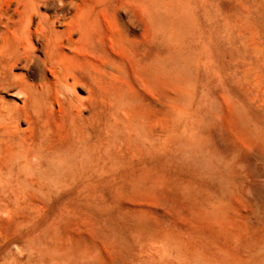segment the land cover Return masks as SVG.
Here are the masks:
<instances>
[{
  "label": "rangeland",
  "instance_id": "obj_1",
  "mask_svg": "<svg viewBox=\"0 0 264 264\" xmlns=\"http://www.w3.org/2000/svg\"><path fill=\"white\" fill-rule=\"evenodd\" d=\"M7 52L0 264H264V0H0Z\"/></svg>",
  "mask_w": 264,
  "mask_h": 264
},
{
  "label": "bare ground",
  "instance_id": "obj_2",
  "mask_svg": "<svg viewBox=\"0 0 264 264\" xmlns=\"http://www.w3.org/2000/svg\"><path fill=\"white\" fill-rule=\"evenodd\" d=\"M30 26H31V21L28 22L27 24V30H28V39L30 43L32 42V33L30 31ZM38 33V38L40 39L41 36L45 39L47 43V51L45 52V58H40L38 57L35 52L29 53L27 55L28 59H31L35 62V64L42 63L44 64L46 62V59H48L51 62V65L53 66L54 64V55L52 52H50V47L51 46H56V35L54 33V30L52 27H47V26H42L40 31ZM35 47L32 46V51H35ZM0 69H1V74L4 78V81L7 84V88H13V87H18L19 93L24 96L25 101L23 102L25 108L29 107L33 113H36V108L39 105V100L36 96V92L32 85L25 83L22 85L17 86L15 83L16 76L12 74L13 70L16 69V64H15V56L12 53H4L2 55V60L0 62ZM45 69V67H44ZM45 71V79L48 81H55L56 84V93L58 96V101L59 104L64 106L66 109L69 110L70 118L72 121L76 118V113L81 114L85 109H87V106L82 103L79 100H76L74 95L76 94V91L78 87L80 86V80L76 77H74L72 82L67 77H61L59 76L56 72L53 70H50L49 73L52 77V80L48 79L47 76V70ZM10 78V79H9ZM23 114V112H22ZM25 117V121L27 120V116L23 114ZM29 124H33L32 121H28ZM70 129H72L73 132H76L77 129L74 128L71 124Z\"/></svg>",
  "mask_w": 264,
  "mask_h": 264
}]
</instances>
